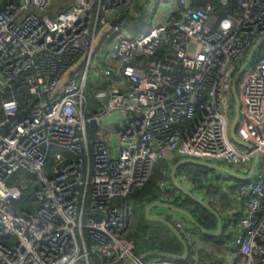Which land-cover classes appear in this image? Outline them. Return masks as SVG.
Returning a JSON list of instances; mask_svg holds the SVG:
<instances>
[{"label":"built area","instance_id":"obj_1","mask_svg":"<svg viewBox=\"0 0 264 264\" xmlns=\"http://www.w3.org/2000/svg\"><path fill=\"white\" fill-rule=\"evenodd\" d=\"M54 1L0 0V264H92L91 255L110 260L105 264H184L145 261L126 239V197L173 153L241 175L258 157L252 178L236 189L242 205L231 264H264V55L236 84L235 134L251 148L230 135L232 82L264 37V0H173L160 17L159 0H141L152 25L139 35L108 22L134 13L138 0H69L50 17ZM105 24L114 36L100 62L115 68L95 73L107 85L94 96L97 108L91 111L85 97L92 56L51 98ZM149 57L146 66L138 62ZM111 116L114 134L97 130L91 139L92 123L99 128ZM20 172L36 181V210L13 205L33 184L15 180ZM169 174L163 168L159 184L168 199L175 192ZM214 259L211 253L189 264Z\"/></svg>","mask_w":264,"mask_h":264},{"label":"trees","instance_id":"obj_2","mask_svg":"<svg viewBox=\"0 0 264 264\" xmlns=\"http://www.w3.org/2000/svg\"><path fill=\"white\" fill-rule=\"evenodd\" d=\"M71 5V2L69 0H55L49 11L47 12V15L52 17L55 12L58 10H65L69 8ZM129 11V10H128ZM142 12V7L138 4L135 5V13ZM134 12V11H133ZM132 14L134 13H128V12H121V15L119 17V20H114L112 23L118 22L121 20L122 16L125 15V18L127 20H133ZM264 53H260L259 56L256 57V59L263 56ZM154 57H149L142 59V66H146L151 60H153ZM110 63V62H109ZM113 64V63H110ZM107 85L105 83L98 85L97 88L95 87H89L87 84V89L85 92V95H92L95 91H100L103 89H106ZM232 106L234 107L233 99H231ZM97 108L96 105H92L89 107L91 111L95 110ZM97 128L91 127L89 128V136L90 138H94L95 134L97 132ZM181 158L179 157H173L171 161L167 165H162L161 163L155 168V171L150 178V180L141 188L134 190L131 194H129L126 199L129 202H135L140 204L142 207L143 205H148L156 202H165L168 204H171L173 206L179 207L181 209H184L192 214L194 219L206 230H214L216 229V219L214 216L208 212L205 208L198 205L194 201L190 200L189 198L183 196L180 194L177 190H175V194L170 197V199L163 196L161 190L159 189V184L162 181L161 178V172L163 168H167L168 171L177 164ZM177 178L179 179L180 183L183 184L187 189H189L193 194L198 195L201 194L206 199H209L208 203L210 206H212L218 213V209L215 207L216 204L221 206L223 210L227 208L228 201H230V198L224 197L223 194V187L226 185V179L224 176H221L217 174L216 172L209 170L204 167L200 166H194V165H184L181 166L176 173ZM14 179L17 181H28L32 180V185L26 191L24 199L22 200L20 204V208L18 209H25L28 211L36 210L38 207V204L34 200L33 196V188L36 185V181L33 177L28 175L26 172H20L17 175L14 176ZM229 180H233L236 184H241L243 182H240L238 180H235L233 178H229ZM168 184H171L170 177L168 179ZM224 184V185H223ZM232 191L231 194H233L234 190L233 188L230 190ZM185 201L186 203H183ZM145 207V206H144ZM142 220L135 224L132 223L131 220V229H129L126 239L131 243L132 245V253L137 256L141 257L147 253L150 252H161L166 253L169 255H173L179 258L173 259L176 261H179L184 264L192 263L194 260V251L191 246L190 240L188 238V234L186 233V228H183V230H179L181 233V236L183 239L187 242L189 247V254L186 260H181L180 257L183 255V246L179 242V240L175 237V235L172 233V231L167 228L165 225L160 223H152L148 222L144 215V210L142 208ZM182 218V217H181ZM167 221L171 222L170 218H166ZM183 222L184 219L182 218ZM185 223V222H184ZM174 224V223H173ZM188 224V223H187ZM210 241L213 240L211 237L204 236ZM213 242V241H211ZM153 259H161V260H172V259H164V258H153V257H147L143 260H153ZM108 260L98 256V255H91L90 262L92 264H105ZM110 262V260L108 261ZM120 264V263H115Z\"/></svg>","mask_w":264,"mask_h":264},{"label":"water","instance_id":"obj_3","mask_svg":"<svg viewBox=\"0 0 264 264\" xmlns=\"http://www.w3.org/2000/svg\"><path fill=\"white\" fill-rule=\"evenodd\" d=\"M112 29H113V27L110 24H105L104 26H102L99 29V31L97 32V34H96V36L92 42V46H91L89 54H84L83 57L74 66L69 68L62 75V77L60 78V80L57 83L56 89L54 90V92L51 95V98H54V97L63 93L64 88L67 85L70 77L75 72H77L79 70L82 63H84L89 56H93V55H95V53H97L99 51V49H100L103 41L105 40V38L111 34ZM263 43H264V37L258 39L256 41V43L254 44V46L251 48V50L249 51L244 62L238 68V71L234 76V79L232 82V88H231V94H232L233 102H234V107H233L234 117H233V120L230 124V135H231L233 142L236 145L241 146V147H245L247 149H250L251 146L249 144L241 141L235 134L236 124H237V121L239 118V102H238V97H237V92H236V84L240 78V75L245 70L248 62H250V60L253 58L256 51L258 50V48ZM257 162H258V157L256 156L252 162V165H251L250 170H249L247 175H241L240 173H238L232 169H229L227 167H223V166H219L216 164L203 162V161H199V160H195V159H181L177 164H175L170 169L169 177H170V182H171V186L173 187V189L177 190L183 196L189 198L190 200L194 201L198 205L202 206L203 208H205L208 212H210L214 216V218L216 219V230L214 232H211V231L203 228L194 219V217L192 216V214L190 212H188L184 209H181L179 207L173 206L171 204L165 203V202H156V203H153V204L146 206L144 209L145 217L147 218V220L149 222L163 224L172 231V233L175 235V237L179 240V242L183 246V255L180 257V259L186 260L188 257V254H189V247H188L187 242L181 236V233L179 232V230H177L175 223L173 224L172 222H169V221L162 219V218L151 217V215H150L151 209L161 208V209L170 211L174 215H179L178 217L181 216L189 222L188 225H190L194 229L198 230L202 235L207 236V237H218L220 235V233L222 232V217L212 206H210V204L208 202H206L203 198L199 197L198 195L193 194L189 189H187L183 184L180 183L179 179L176 176L177 170L181 166H184V165L200 166V167H204V168H207L209 170H212L219 175H224V176L233 178L235 180H238L240 182H245V181H248L252 178V175L256 169ZM96 217L98 218V216H96ZM147 257L164 258V259L179 258V257L173 256V255H169V254L161 253V252H150V253H147V254L141 256L140 258L144 259Z\"/></svg>","mask_w":264,"mask_h":264},{"label":"rangeland","instance_id":"obj_4","mask_svg":"<svg viewBox=\"0 0 264 264\" xmlns=\"http://www.w3.org/2000/svg\"><path fill=\"white\" fill-rule=\"evenodd\" d=\"M141 3H142V1L138 0L135 3V5L138 4L140 6ZM173 4H174L173 0H159V2L156 5V11H155L156 14L160 17L161 14L164 11H166V9L171 7ZM125 11L130 13L128 10H124L122 12H125ZM120 15H121V12L113 15L112 17L108 18V22L112 23V21H114V20H117V19L119 20ZM132 16L134 18L133 20H127L125 18V15L122 16V18L120 20L122 27L125 29V31L127 32L128 35H139L141 33L147 32L150 29V27L152 25V15H151V10H150L149 6H145L144 10L142 9V12L138 11L137 13H135V6H134V14H132ZM113 36H114V34L108 35L105 38V40L103 41L99 51L90 58V69H89L88 77H87L88 78L87 84L89 87L97 88L98 85L102 84L101 77L99 75L95 76V73L98 71V69L110 68L113 70L115 68V65L110 64L107 60L104 63L100 62V57L106 56L108 54L109 43H110L111 39L113 38ZM260 53H264V43L258 48L255 55L250 60L249 65L246 66L245 71H250L252 69L254 62L257 60L256 57L259 56ZM96 92L97 91H95L92 95H88V96L85 95L89 107L97 104L94 100V96H95ZM230 115H233V117H234V110H232V112L230 111ZM87 117H88V115H87ZM114 118H115V116H111V117L104 119L103 121H101L99 128L96 126L95 122L92 123V126L97 128L98 130H100L104 136L113 135L114 134V126L112 123H114ZM238 126H239V121L236 124L237 130L235 129L237 135H239ZM173 157H178V156L175 153H173L171 155V158H173ZM158 165H159V163L156 165V167ZM238 186H239V184L234 183L232 186L228 187V189L231 190L233 188L234 192H236V189L238 188ZM125 200H126V203L129 205V207L131 208L132 223L133 222L135 224L139 223L142 220V213H141L142 208L144 210L146 206L143 205V207H142L138 203L129 202L127 199H125ZM119 201L120 200L118 198L114 199L115 204H118ZM13 205L16 208H20L19 203H13ZM148 205H150V204H148ZM144 215H145V213H144ZM177 216H179V215H177ZM183 219H184L185 224H187V223L189 224V222L185 218H183ZM146 220H147V218H146ZM130 229H131V227H130Z\"/></svg>","mask_w":264,"mask_h":264},{"label":"crops","instance_id":"obj_5","mask_svg":"<svg viewBox=\"0 0 264 264\" xmlns=\"http://www.w3.org/2000/svg\"><path fill=\"white\" fill-rule=\"evenodd\" d=\"M171 159L172 158H170L168 161L170 162ZM224 177L228 180H226V186L223 187L222 190L224 197H227L228 199L230 198V201H228V205L225 210H223L218 204L215 205L222 217V232L218 237H211V239H213L211 241L213 242L204 237V235H202L198 230L194 229L190 225L185 224L181 217L170 213L168 210L153 208L150 211V215L153 218H162L166 220L168 217L172 223L179 221L184 224V227L186 228L185 231L188 234V238L194 251L193 262L195 260L204 262L211 253L214 254V260L217 264H231L234 262V248L232 246V242L238 234L236 222L241 209L242 200L238 198L236 192L231 194L232 191L228 189V187L234 184L233 180H229L230 177ZM198 196L203 198L205 201L207 200L206 202L209 201V199H206L200 194H198ZM215 230L216 229L211 230V232H214Z\"/></svg>","mask_w":264,"mask_h":264},{"label":"flooded vegetation","instance_id":"obj_6","mask_svg":"<svg viewBox=\"0 0 264 264\" xmlns=\"http://www.w3.org/2000/svg\"><path fill=\"white\" fill-rule=\"evenodd\" d=\"M174 194H175V192H174ZM176 195V194H175ZM183 203H186L185 201H183Z\"/></svg>","mask_w":264,"mask_h":264},{"label":"bare ground","instance_id":"obj_7","mask_svg":"<svg viewBox=\"0 0 264 264\" xmlns=\"http://www.w3.org/2000/svg\"><path fill=\"white\" fill-rule=\"evenodd\" d=\"M173 260V259H172Z\"/></svg>","mask_w":264,"mask_h":264}]
</instances>
